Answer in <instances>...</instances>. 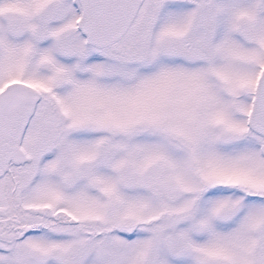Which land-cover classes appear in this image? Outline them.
Segmentation results:
<instances>
[{
    "label": "snow or ice",
    "instance_id": "snow-or-ice-1",
    "mask_svg": "<svg viewBox=\"0 0 264 264\" xmlns=\"http://www.w3.org/2000/svg\"><path fill=\"white\" fill-rule=\"evenodd\" d=\"M0 264H264V0H0Z\"/></svg>",
    "mask_w": 264,
    "mask_h": 264
}]
</instances>
